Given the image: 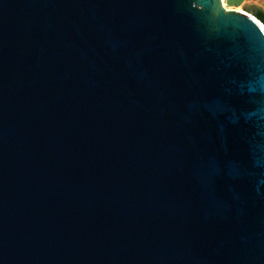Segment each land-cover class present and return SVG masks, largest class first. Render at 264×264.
Segmentation results:
<instances>
[{
	"label": "water",
	"instance_id": "1",
	"mask_svg": "<svg viewBox=\"0 0 264 264\" xmlns=\"http://www.w3.org/2000/svg\"><path fill=\"white\" fill-rule=\"evenodd\" d=\"M0 264H264L261 27L224 0H0Z\"/></svg>",
	"mask_w": 264,
	"mask_h": 264
},
{
	"label": "rangeland",
	"instance_id": "2",
	"mask_svg": "<svg viewBox=\"0 0 264 264\" xmlns=\"http://www.w3.org/2000/svg\"><path fill=\"white\" fill-rule=\"evenodd\" d=\"M244 0H224L225 6L230 10H245L247 12H255V7L259 8V2L262 0H252L251 2H243ZM255 15V14H253Z\"/></svg>",
	"mask_w": 264,
	"mask_h": 264
},
{
	"label": "bare ground",
	"instance_id": "3",
	"mask_svg": "<svg viewBox=\"0 0 264 264\" xmlns=\"http://www.w3.org/2000/svg\"><path fill=\"white\" fill-rule=\"evenodd\" d=\"M239 11H241L242 13H245L246 15L250 16L261 27V29L264 32V24L255 15H253L250 12H247L245 10H239Z\"/></svg>",
	"mask_w": 264,
	"mask_h": 264
},
{
	"label": "crops",
	"instance_id": "4",
	"mask_svg": "<svg viewBox=\"0 0 264 264\" xmlns=\"http://www.w3.org/2000/svg\"><path fill=\"white\" fill-rule=\"evenodd\" d=\"M251 2L252 0H244L243 2ZM260 8L264 9V0L260 1L259 3Z\"/></svg>",
	"mask_w": 264,
	"mask_h": 264
}]
</instances>
